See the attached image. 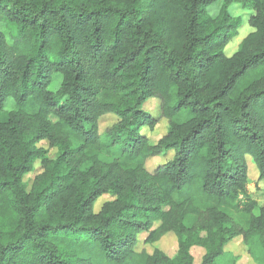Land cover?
<instances>
[{
  "label": "trees",
  "instance_id": "obj_1",
  "mask_svg": "<svg viewBox=\"0 0 264 264\" xmlns=\"http://www.w3.org/2000/svg\"><path fill=\"white\" fill-rule=\"evenodd\" d=\"M218 1L0 0V264H194L192 247L200 264H237L236 239L264 264L247 162L264 183V0L210 16ZM232 5L253 31L227 56ZM143 234L175 236L177 254L138 252Z\"/></svg>",
  "mask_w": 264,
  "mask_h": 264
},
{
  "label": "rangeland",
  "instance_id": "obj_2",
  "mask_svg": "<svg viewBox=\"0 0 264 264\" xmlns=\"http://www.w3.org/2000/svg\"><path fill=\"white\" fill-rule=\"evenodd\" d=\"M221 6V1L219 0L214 6L210 7L208 9V13L210 16L215 17ZM229 13L232 19L236 20L238 22V28H237V35L234 37L229 45L227 46L225 53L227 56H231L236 50L241 42V40L247 36L250 32L253 31V29L248 25V18L252 14L251 11L243 9L240 5H232L229 8ZM61 82L60 75H54L52 84L50 86V90L52 92H56ZM10 105H8L7 109H10ZM157 102L155 100H151L146 104V110L150 113H153L158 116L157 112ZM28 110H34L35 108L33 106H28ZM116 122V118L114 116H108L105 118H102L100 120V130L103 131L107 128H109L113 123ZM168 132V124L166 120L159 119L155 127L149 131L145 130V134L149 138V141L151 143H156L158 140H160L163 136L166 135ZM38 147L44 149L47 151L46 156L49 159H54L57 155V150L54 148H51L48 146L46 142H41L38 144ZM114 151H110L106 153L103 156V159L105 161H109L113 158ZM173 156L172 153L159 155L155 158L147 160L146 167L148 171H152L157 165L165 163L169 159H171ZM248 162V192L250 194V197L255 200L258 205H264V183L258 182V173L257 170L252 163L250 158H247ZM35 173H30L26 177H24V182L27 183L28 187L33 178L36 174L40 172L39 164L38 162L35 165ZM111 198L109 196H102L95 205V211L97 212L101 205L110 200ZM146 237V234L139 236V243L136 247V250L138 252L144 250L148 253H152L154 249H158L162 251L166 256L168 257H174L177 254L178 248H177V241L175 239V236H164L159 242L149 245L144 243V239ZM224 250L227 252H230L237 256L239 258V261L237 264H254L252 260L250 259L246 247L240 242L239 239H236L230 243H228ZM204 249L200 247H192L190 249V254L193 257L194 264H200L202 256L204 255Z\"/></svg>",
  "mask_w": 264,
  "mask_h": 264
}]
</instances>
